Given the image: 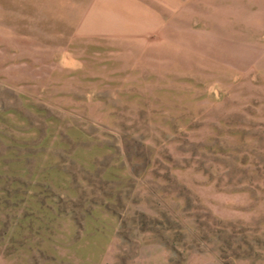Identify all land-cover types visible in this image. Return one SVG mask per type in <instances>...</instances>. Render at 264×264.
Masks as SVG:
<instances>
[{
  "label": "rangeland",
  "instance_id": "obj_1",
  "mask_svg": "<svg viewBox=\"0 0 264 264\" xmlns=\"http://www.w3.org/2000/svg\"><path fill=\"white\" fill-rule=\"evenodd\" d=\"M5 6L0 264H264V32Z\"/></svg>",
  "mask_w": 264,
  "mask_h": 264
},
{
  "label": "crops",
  "instance_id": "obj_2",
  "mask_svg": "<svg viewBox=\"0 0 264 264\" xmlns=\"http://www.w3.org/2000/svg\"><path fill=\"white\" fill-rule=\"evenodd\" d=\"M12 10L18 12V19L29 22L26 26L49 25L53 17L58 19L66 12H75L74 25L81 24L82 12H106L112 20L110 12L123 11L124 25L129 27H168L178 26L181 21L200 18L209 20L218 18L234 21L235 25L251 27L255 34L259 27L264 28V0H9ZM8 0H0V6L6 8ZM19 12L21 14L19 15ZM179 12H186L180 15ZM196 12V13H194ZM58 13V15H57ZM183 23V22H182ZM185 23H183L184 25ZM189 25V24H187ZM143 257L150 258L154 264H170L168 250L161 243H151L142 249ZM139 256V259L141 258ZM143 261V260H142ZM192 264H218L210 256H192Z\"/></svg>",
  "mask_w": 264,
  "mask_h": 264
}]
</instances>
